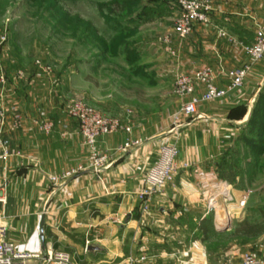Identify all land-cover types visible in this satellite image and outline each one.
<instances>
[{"label": "crops", "instance_id": "crops-1", "mask_svg": "<svg viewBox=\"0 0 264 264\" xmlns=\"http://www.w3.org/2000/svg\"><path fill=\"white\" fill-rule=\"evenodd\" d=\"M208 19L180 41L170 28L174 53L150 39L127 48V81L144 85L125 90L133 108L115 111L131 131L99 139L101 154L108 155L99 171L90 166L79 124L69 115L70 97L45 74L17 81L9 97L24 123L16 130L7 121L10 155L0 160V213L7 239L19 251H66L72 264H117L131 254L145 255L143 264H242L243 255L254 252L264 264V56L243 86L199 103L201 117L176 119L181 99L175 92L179 74L194 75L203 67L212 69L218 87L227 86L226 73L249 60L246 47L264 25V0H214ZM195 86L199 97L205 86ZM95 96L96 102L104 99ZM104 100L108 107L114 102ZM47 122L48 132L42 129ZM134 139L141 144L118 150ZM169 143L179 149L174 180L143 211L137 193L144 174ZM235 163L238 171L228 172ZM79 167L65 184L51 181ZM224 182L236 197L246 191L250 196L245 207L224 204L215 216L207 201Z\"/></svg>", "mask_w": 264, "mask_h": 264}, {"label": "rangeland", "instance_id": "rangeland-1", "mask_svg": "<svg viewBox=\"0 0 264 264\" xmlns=\"http://www.w3.org/2000/svg\"><path fill=\"white\" fill-rule=\"evenodd\" d=\"M180 14L179 0H0V74L7 79L0 93L6 106L15 104L9 94L17 81L39 73L70 97L68 111L80 100L119 118L116 110L134 106L125 90L144 85L127 81V48L150 39L174 53L167 31L176 32ZM96 93L113 104L96 102Z\"/></svg>", "mask_w": 264, "mask_h": 264}, {"label": "built area", "instance_id": "built-area-1", "mask_svg": "<svg viewBox=\"0 0 264 264\" xmlns=\"http://www.w3.org/2000/svg\"><path fill=\"white\" fill-rule=\"evenodd\" d=\"M214 0H179L181 14L175 23L177 34L185 38L190 35L193 26L196 23H207L208 12L212 8ZM249 60L243 66L228 71L227 77L229 83L226 87H218L215 83L213 71L209 67L198 69L194 75L179 74L175 82V92L181 99V107L179 115H197L198 104L218 100L225 97L230 91L244 85L247 74L252 65L260 61L264 56V25L260 26L255 35L252 45L246 47ZM23 75H20L22 77ZM7 79L6 76L0 74V85L4 86ZM204 84L205 90L201 96H197L196 82ZM5 96L0 93V160H6L9 155L8 142L5 138V130L8 119L11 120L13 129L19 130L23 127L24 118L16 104L6 106ZM69 115L79 124V129L84 138V144L88 148L90 157V166L95 170H100L107 162L108 155L101 154L98 141L102 137L114 134L120 130L130 132V127H125L121 121L115 117H111L101 113L100 111L90 107L86 103L76 100L69 108ZM42 129L50 131L52 124L50 122L43 123ZM141 144L139 139L128 140L120 149H130ZM179 149L176 144H163L159 150L157 161L145 172L143 177V188L137 193V198L141 203L143 211H148L150 202L157 191L168 182H172L177 170V157ZM83 168L69 170L63 172L59 176H52L51 181L56 185H63L68 179L82 171ZM250 196V191H246L240 197H236L233 192L232 185L224 182L218 190H216L208 198V213L215 216L222 209L224 204L237 202L240 207H245ZM0 202L2 198L0 195ZM225 215L232 217L230 210L225 207ZM8 225L6 217L0 213V264H72V257L66 251H47V252H22L19 251L15 244L7 239ZM147 257L141 255L139 258L133 254L129 255L123 261L117 264H143ZM242 264H263L262 260L254 252H247L242 257Z\"/></svg>", "mask_w": 264, "mask_h": 264}, {"label": "trees", "instance_id": "trees-1", "mask_svg": "<svg viewBox=\"0 0 264 264\" xmlns=\"http://www.w3.org/2000/svg\"><path fill=\"white\" fill-rule=\"evenodd\" d=\"M233 168H235V172L238 171V165H237V163H235V164H231V165L229 166L228 172H231L232 170H234ZM229 180L231 181V180H233V179H232V178H229Z\"/></svg>", "mask_w": 264, "mask_h": 264}]
</instances>
